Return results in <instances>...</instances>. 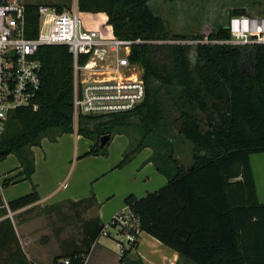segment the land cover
I'll list each match as a JSON object with an SVG mask.
<instances>
[{"label": "trees", "instance_id": "1", "mask_svg": "<svg viewBox=\"0 0 264 264\" xmlns=\"http://www.w3.org/2000/svg\"><path fill=\"white\" fill-rule=\"evenodd\" d=\"M152 1L77 0L78 12L105 14L116 38L134 42L129 61L142 71L145 96L129 112L79 115L75 123L72 55L65 45L38 47L34 56L41 68L34 100L37 109L12 111L0 137V163L14 155L22 173L3 179L0 189L19 177L31 180V148L44 138L55 140L76 133L92 142L84 157H105L114 135L126 134L129 142L116 168L150 148L148 162L167 180L141 198L129 195L124 199L140 232L176 252L187 264H264V204L257 200L249 160L252 154L264 153V44L227 43L231 38L227 19L250 16L244 9L232 10L226 22L216 24L206 37L184 36L170 33L150 8ZM38 6L24 5V36L30 40L38 33ZM53 8L61 12L63 6ZM106 135L109 138L101 147L100 139ZM39 200L35 185L7 204L0 198V255L8 252L0 263L33 264L8 214ZM63 205L79 218L97 202L91 191L88 198L56 203L44 211L59 212ZM81 222L82 244L66 243L62 247L71 250L53 261L63 258L82 264L88 256L105 226L97 217ZM136 248L137 241L118 263L143 264L131 257Z\"/></svg>", "mask_w": 264, "mask_h": 264}, {"label": "built area", "instance_id": "2", "mask_svg": "<svg viewBox=\"0 0 264 264\" xmlns=\"http://www.w3.org/2000/svg\"><path fill=\"white\" fill-rule=\"evenodd\" d=\"M24 5L19 0H0V137L12 111L22 107L37 109L34 100L40 87L41 68L34 56L40 46L65 45L72 55L75 123L79 115L125 113L143 102L142 71L129 61L134 42L116 38L110 29L106 32L85 29L77 9L57 12L45 5L37 9V37L27 39L24 36ZM225 27L231 37L227 43L264 44V17L230 16ZM202 42L207 43L206 40ZM107 229L114 232L119 256L141 233L137 218L128 207L112 217L101 236H108ZM85 262L86 258L82 264ZM49 264L71 262L61 258Z\"/></svg>", "mask_w": 264, "mask_h": 264}, {"label": "crops", "instance_id": "3", "mask_svg": "<svg viewBox=\"0 0 264 264\" xmlns=\"http://www.w3.org/2000/svg\"><path fill=\"white\" fill-rule=\"evenodd\" d=\"M200 2L202 7L207 5L204 0H200ZM213 4L215 5L214 0L211 1V5ZM234 9H244L249 13V6L244 1H234L230 5V10ZM80 15L87 17L80 18ZM78 16L85 29L98 30L97 28L101 27L104 30L102 26L104 25L111 30V27L106 24L107 17L103 13L78 12ZM222 23L223 20L220 17L217 25ZM217 25H212L207 30L210 32ZM128 142V135L115 134L108 146L107 156L84 157L83 155L89 151L92 142L76 133L62 134L56 137L55 140L44 138L38 146L31 148L34 158V171L31 180H24L22 177L17 178L15 183L5 189H0V198L4 204H7L9 201L28 194L32 189V185H35L40 200L23 209L26 210L39 205L48 207L61 202H76L88 198L90 192L93 191L97 205L88 210V212H94L92 217H97L100 223L106 227L105 223L108 225L112 217L126 207L124 199L127 196L134 195L137 198H141L147 193L158 190L167 183L166 178L157 172L154 164L148 162L152 155L150 148L140 150L128 164L122 168H116ZM253 156L257 155H250L249 160L257 200L260 204H264V156L252 160ZM8 160H11L10 165L3 167V164ZM21 173L22 169L19 167L14 155L8 156L0 163V183L3 179L14 178ZM5 191H8L7 198L4 196ZM107 231L108 236L106 238L116 245L113 230L107 229ZM18 240L22 245L19 237ZM23 252L28 260L33 263L31 255H28L24 248ZM58 255L60 254H56L54 257ZM116 255L118 253L115 254L108 246H102L98 238L91 246L85 264H87L89 257L90 262L93 260L95 263L100 264H106L104 261L105 257H111V264H119V259ZM131 257L140 258L143 264H187L180 261L176 252L144 232L138 235L137 248L131 253ZM52 260L49 262H37L36 264H49Z\"/></svg>", "mask_w": 264, "mask_h": 264}, {"label": "rangeland", "instance_id": "4", "mask_svg": "<svg viewBox=\"0 0 264 264\" xmlns=\"http://www.w3.org/2000/svg\"><path fill=\"white\" fill-rule=\"evenodd\" d=\"M19 1L26 4L45 5L49 7L62 5L63 8L61 12L77 9V0ZM204 1L207 5L202 7L200 0H175L174 4L165 3L162 0H154L150 2V8L156 15L160 16L165 21L170 33L184 36L201 34L206 37L209 34L207 28L216 25L220 17L224 23L226 22L225 18L231 13L232 10H230V5H232L234 1L246 2L249 6L248 15L253 17L264 16V0H214L215 5H211L212 0ZM81 17L85 18L87 16L80 15V18ZM102 26L104 30H102L101 27L97 29L101 32H106L105 30H107L108 27ZM254 155L257 156H253L252 160L264 156V154ZM10 161L11 160L6 161L3 167L9 166ZM8 191H5V198L8 196ZM44 208L45 207L39 205L19 213L8 214L17 237L21 239L22 245L20 244V246L25 249L28 255H31L33 264L37 262H49L56 254L68 252L71 250L70 247H62L66 243L82 244L81 242L84 237L80 223H82V219L87 220L94 215V212L87 211L88 213L85 212L83 215L80 213L79 215L81 217L79 216L78 218L74 211L67 205H63L59 212L53 211L46 213ZM105 224L107 226V223ZM99 239L102 246H108L110 250H113V252L117 254L114 242L104 236L99 237ZM7 253V251L1 252L0 260H3L7 256ZM116 257L119 259L118 255H116ZM111 259V257H105L104 261L106 264H111ZM87 264L100 263H95L93 260L90 262L89 257Z\"/></svg>", "mask_w": 264, "mask_h": 264}, {"label": "water", "instance_id": "5", "mask_svg": "<svg viewBox=\"0 0 264 264\" xmlns=\"http://www.w3.org/2000/svg\"><path fill=\"white\" fill-rule=\"evenodd\" d=\"M108 136L106 135V136H103V137H101V139H100V146L102 147V146H104V144H105V142L108 140Z\"/></svg>", "mask_w": 264, "mask_h": 264}]
</instances>
